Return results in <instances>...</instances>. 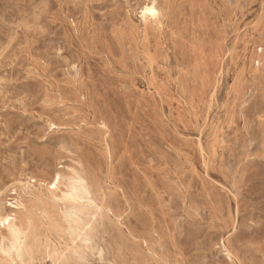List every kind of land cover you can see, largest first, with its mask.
Here are the masks:
<instances>
[{
    "label": "rangeland",
    "instance_id": "1",
    "mask_svg": "<svg viewBox=\"0 0 264 264\" xmlns=\"http://www.w3.org/2000/svg\"><path fill=\"white\" fill-rule=\"evenodd\" d=\"M76 174L103 215L69 264H264V0H0V220Z\"/></svg>",
    "mask_w": 264,
    "mask_h": 264
},
{
    "label": "bare ground",
    "instance_id": "2",
    "mask_svg": "<svg viewBox=\"0 0 264 264\" xmlns=\"http://www.w3.org/2000/svg\"><path fill=\"white\" fill-rule=\"evenodd\" d=\"M142 20L146 24L159 22V12L152 4L145 5L142 9ZM64 180L62 173L55 174L48 190L55 194L63 185ZM23 191L26 196L36 199L28 186L24 187ZM61 192L63 196L56 201L54 216L46 210H41L39 206H35L38 216L30 217L23 225L19 222L17 214L25 210L26 206L22 202L23 195L14 192L15 197L10 199L12 202L8 205L12 211L0 220V230L5 229V235L0 241V252L3 255L20 264L33 260L43 243L44 235L41 233V227L44 226L45 220H48V223L53 221L66 233L68 240L65 249H54L49 253L53 264H69L72 261L82 260L88 252L95 248L98 231L102 224L103 209L95 201L94 191L88 179L76 174L69 179L66 191ZM99 251L103 252L104 249L99 247Z\"/></svg>",
    "mask_w": 264,
    "mask_h": 264
}]
</instances>
